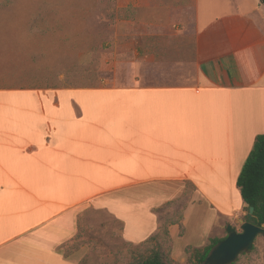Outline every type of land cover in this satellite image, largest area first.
Instances as JSON below:
<instances>
[{
	"label": "crops",
	"instance_id": "0c3cea01",
	"mask_svg": "<svg viewBox=\"0 0 264 264\" xmlns=\"http://www.w3.org/2000/svg\"><path fill=\"white\" fill-rule=\"evenodd\" d=\"M112 3L134 25L126 36L138 79L183 80L0 87V264H77L57 247L77 233L86 206L111 212L122 238L139 244L158 229L154 208L179 197L184 181L194 190L167 227L177 252L223 237L243 211L236 179L264 133V5ZM201 209L211 210L204 220ZM196 215L202 232L193 243Z\"/></svg>",
	"mask_w": 264,
	"mask_h": 264
},
{
	"label": "rangeland",
	"instance_id": "374dc122",
	"mask_svg": "<svg viewBox=\"0 0 264 264\" xmlns=\"http://www.w3.org/2000/svg\"><path fill=\"white\" fill-rule=\"evenodd\" d=\"M126 16L112 0H0V87L124 86L183 80L138 79L130 69L134 63V41L126 36L130 32L133 37L135 30L133 24L130 28L125 24ZM193 190V185L184 181L179 197L154 208H159L158 232L163 241V230L169 222L178 220ZM203 210L201 220L207 216ZM210 213L211 210L208 216ZM245 214L243 209L238 219H244ZM197 219L196 215L187 227L193 243L199 242L202 232V222L198 228ZM77 220L87 241L71 255L77 263L84 257L83 264H133L156 245L155 241L139 247L126 242L122 238V221L106 209L86 206ZM219 222L217 230L222 227ZM235 227L240 231L238 222ZM225 234L224 229L222 235ZM167 238L159 243L164 259L188 264L187 247L177 252L168 235ZM17 241L10 245L21 247ZM13 256L20 257L10 254ZM231 264H264V235H258L252 249L241 253Z\"/></svg>",
	"mask_w": 264,
	"mask_h": 264
},
{
	"label": "trees",
	"instance_id": "16d2710c",
	"mask_svg": "<svg viewBox=\"0 0 264 264\" xmlns=\"http://www.w3.org/2000/svg\"><path fill=\"white\" fill-rule=\"evenodd\" d=\"M264 5V0H260ZM236 188L239 191L240 197L243 201V209L248 211L250 206L253 207V213L251 222L257 226L263 227L264 225V133L257 134L255 136L253 146L248 153L241 170L236 179ZM182 212V210H181ZM181 212L178 220L181 218ZM246 216V214H245ZM77 233L69 240L57 247V251L60 252L64 258H69L73 253L79 250L83 245L87 244L85 237L82 235V228L77 220ZM171 223V222H169ZM161 222H158V229L154 234L148 237L145 241L139 243V246H143L150 241H155L156 245L147 255L140 257L133 264H176L169 260L164 259V253L159 248V243L164 238L159 237ZM166 237L163 241H167L168 230L167 228L162 232ZM213 237L210 238L208 243L200 248L187 247L186 252L188 254V264H205L204 261L209 254L210 250L217 244L222 238ZM160 240V241H159ZM85 258H81L77 264H83Z\"/></svg>",
	"mask_w": 264,
	"mask_h": 264
},
{
	"label": "water",
	"instance_id": "95a60500",
	"mask_svg": "<svg viewBox=\"0 0 264 264\" xmlns=\"http://www.w3.org/2000/svg\"><path fill=\"white\" fill-rule=\"evenodd\" d=\"M253 207L250 206L244 219H238L240 231L231 224L226 225L225 237L210 250L205 264H231L244 252L252 249L258 235H264V228L251 222Z\"/></svg>",
	"mask_w": 264,
	"mask_h": 264
}]
</instances>
